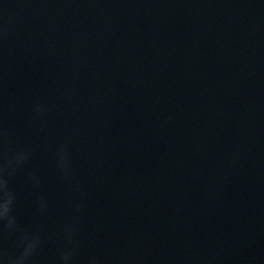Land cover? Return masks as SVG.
<instances>
[{"label": "water", "instance_id": "95a60500", "mask_svg": "<svg viewBox=\"0 0 264 264\" xmlns=\"http://www.w3.org/2000/svg\"><path fill=\"white\" fill-rule=\"evenodd\" d=\"M0 169L8 259L264 264V0H0Z\"/></svg>", "mask_w": 264, "mask_h": 264}, {"label": "clouds", "instance_id": "9594fccd", "mask_svg": "<svg viewBox=\"0 0 264 264\" xmlns=\"http://www.w3.org/2000/svg\"><path fill=\"white\" fill-rule=\"evenodd\" d=\"M23 154H20L15 161H9L8 164L18 163L23 159ZM2 171V169H0ZM2 176V175H0ZM6 185L0 183V190L5 189ZM12 197L9 195V203H11ZM2 215H6L7 217V226L9 228H13L16 226V218L10 215V212H5ZM27 240L26 245L23 248L22 254L15 257V258H6V254L0 253V264H29V258L31 257L32 253L35 251L39 244V237H32L28 238L25 237ZM72 258V250H65L62 254V260L64 264H69Z\"/></svg>", "mask_w": 264, "mask_h": 264}, {"label": "snow or ice", "instance_id": "6c2138e0", "mask_svg": "<svg viewBox=\"0 0 264 264\" xmlns=\"http://www.w3.org/2000/svg\"><path fill=\"white\" fill-rule=\"evenodd\" d=\"M5 210V206L3 203H0V215H2L4 213Z\"/></svg>", "mask_w": 264, "mask_h": 264}]
</instances>
